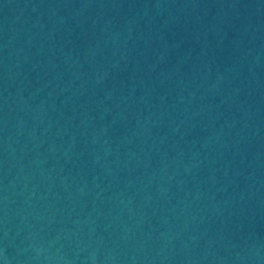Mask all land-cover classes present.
<instances>
[{"label":"water","instance_id":"1","mask_svg":"<svg viewBox=\"0 0 264 264\" xmlns=\"http://www.w3.org/2000/svg\"><path fill=\"white\" fill-rule=\"evenodd\" d=\"M0 264H264V0H0Z\"/></svg>","mask_w":264,"mask_h":264}]
</instances>
